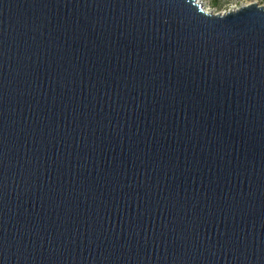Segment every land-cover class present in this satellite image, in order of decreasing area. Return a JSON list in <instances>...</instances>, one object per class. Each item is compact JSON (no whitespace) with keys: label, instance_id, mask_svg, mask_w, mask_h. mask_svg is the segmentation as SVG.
Returning a JSON list of instances; mask_svg holds the SVG:
<instances>
[{"label":"water","instance_id":"95a60500","mask_svg":"<svg viewBox=\"0 0 264 264\" xmlns=\"http://www.w3.org/2000/svg\"><path fill=\"white\" fill-rule=\"evenodd\" d=\"M0 264H264V7L0 0Z\"/></svg>","mask_w":264,"mask_h":264},{"label":"rangeland","instance_id":"374dc122","mask_svg":"<svg viewBox=\"0 0 264 264\" xmlns=\"http://www.w3.org/2000/svg\"><path fill=\"white\" fill-rule=\"evenodd\" d=\"M204 11L212 14H223L240 7L256 4L264 7V0H198Z\"/></svg>","mask_w":264,"mask_h":264}]
</instances>
